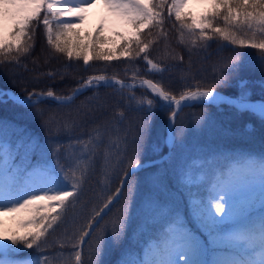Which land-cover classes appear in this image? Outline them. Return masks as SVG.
Instances as JSON below:
<instances>
[{
    "label": "snow or ice",
    "instance_id": "6c2138e0",
    "mask_svg": "<svg viewBox=\"0 0 264 264\" xmlns=\"http://www.w3.org/2000/svg\"><path fill=\"white\" fill-rule=\"evenodd\" d=\"M191 2L171 0L168 6V15L174 16L179 26L181 42L187 36L193 46L199 42L206 48L208 41L218 38L227 42L225 46L257 49L261 52L257 63L264 73V0H196L211 4L199 18L184 11ZM99 3L129 29L128 36L116 33L123 41L118 50L102 46L103 24L91 43H85L74 31L77 23H83L88 10ZM166 4L168 0H0V56L5 58L0 63H19V58L33 49L35 28L42 25L48 46L69 60L82 58L87 66L94 60L108 64L120 57L131 60L143 54L151 69L163 72L165 69L149 59L155 40L142 39V30L151 26L163 31ZM13 52L15 56L11 55ZM244 55L236 53L224 61L211 83L186 84L178 97L152 80L141 81L156 99L136 103L149 117L157 111L167 113V120L150 144L151 119L138 125L134 132L112 130L116 140L109 135V148L119 149L120 143L127 144L129 136L135 148L131 153L124 150L123 162L127 167L123 169L120 187L105 198L71 244L76 264H83L82 246L86 238L90 239L91 233L100 227L106 210L120 200L123 204L119 215L107 231L102 230L96 237L92 253L96 264H105L103 257L113 252H119L114 264H264V152L199 148L192 155L186 142L189 129L182 123L178 125L183 109L197 105L205 111L193 116L195 131L215 124L207 111L209 107L220 112L227 108L236 115L250 114L264 123V97L253 99V87L264 90V79L253 81L242 76L253 67ZM9 56L11 60L7 59ZM114 85L130 92L137 87L99 75L89 77L69 96H58L51 89L33 90L26 95L0 89V105L24 109L14 119L0 118V264H51L46 252L48 236L70 205L80 200L91 169L90 163L84 161L93 159L86 155L77 162V175L71 163H61L63 144L57 136L49 135L51 120L39 124L43 137L19 120L25 113L32 119L43 116L37 105L45 100L70 105L86 88ZM221 89L234 92L226 94ZM130 99L136 98L133 95ZM253 131V126L247 124L243 132L236 134ZM96 139H100L99 135ZM77 143L83 141L78 139ZM102 144L103 141L94 147L100 148ZM146 145L152 153L149 160L143 159ZM103 155L106 158L107 152ZM133 176L140 178L133 180ZM202 189L207 192L204 196ZM178 197H183L187 215L176 206ZM4 217L10 218L14 227H6ZM191 223H195L196 230ZM28 250H36L35 257L27 255Z\"/></svg>",
    "mask_w": 264,
    "mask_h": 264
},
{
    "label": "trees",
    "instance_id": "16d2710c",
    "mask_svg": "<svg viewBox=\"0 0 264 264\" xmlns=\"http://www.w3.org/2000/svg\"><path fill=\"white\" fill-rule=\"evenodd\" d=\"M170 2L171 0H168V4L164 6L163 31L151 26L142 30L144 33L142 39L155 40L149 49V59L165 71L159 72L156 69H151L144 62L143 54L139 58L131 60L120 57L108 64L94 60L85 66L82 58L69 60L65 54L52 51L46 42L44 29L41 25L35 28L33 49L28 54L21 56L19 63L15 61L0 63V89H9L22 95L33 90L46 92L51 89L58 96H68L89 77L105 75L108 78L113 77L134 83L144 79L152 80L163 87L165 91H170L178 97L186 84L190 83L194 86L196 81H199L203 86L211 83L222 63L234 57L236 53L261 55L259 50L250 47L225 46L227 42L218 38L208 41L206 48L201 47L199 42L193 46L188 42L187 36H185L184 42H181L179 26L175 22L174 16L168 15ZM100 25H97L93 31H82L79 27H76L74 31L79 33L85 43H91L95 40ZM104 39L105 35L102 32L101 40ZM122 43L123 41L120 40L117 50ZM11 55L15 56L16 53L13 52ZM180 57L183 59L181 60ZM4 59L3 56H0V60ZM7 59L11 60V56ZM49 73L53 75L50 76ZM134 75L135 79H133ZM242 76L253 81L264 79V73L261 72L260 66L246 69ZM221 91L230 94L234 92V89H221ZM133 95L136 99H130ZM262 97H264V90L259 86H254L253 99ZM148 99L156 98L145 86H137L131 92L121 85L87 88L70 105L45 100L37 105V109L44 113L43 116L39 119H32L25 113L24 118L19 120V123L27 124L41 137L44 136V132L39 127L40 122L51 120L49 135L57 136L63 144L61 163L65 165L71 163L77 175H79V171L75 169V164L82 161L86 155L93 156L91 161H84L90 163L91 169L88 181L83 186L84 191L80 200L74 206L70 205L67 213L58 221L55 231L50 232L48 236L49 244L46 252L51 264H62L63 261H67L68 264H76L71 244L76 242L79 232L85 228L88 218L95 210L102 207L105 198L120 187L119 181L122 178L123 169L127 167L123 162L124 150L131 153L135 145L132 143V137L129 136L127 144L120 143L119 149L109 148V135L113 141L116 140V135L112 130L134 132L138 125L146 119H151L153 131L148 142L150 144L164 126L167 113L157 111L154 116L149 117L147 111L141 110V106L136 103L137 100H143L146 103ZM204 111L202 106L197 105L185 108L180 113L178 125L182 123L189 129L186 142L192 150V155H195L199 148H220L225 151L250 153L264 152V123L255 116L236 115L233 110L227 108L220 112L214 107H209L207 111L213 117L215 124L200 131L193 130V116ZM21 113H24L22 108L0 105V118L14 119ZM247 124L253 126V132L236 134L243 132ZM61 128H68V130L61 131ZM225 130H230V133L226 134ZM106 131L108 135H105ZM98 135L99 140L96 139ZM78 139L88 146L84 147L83 144L77 143ZM101 141L103 144L100 148L94 147ZM143 151L144 160L152 158L148 145ZM105 152H107L106 158L103 155ZM139 178L140 176L132 177L133 180ZM143 190L142 187L141 191ZM206 194V190L202 189L201 195ZM124 195L127 196L126 191ZM122 204L123 200L118 203L114 202L107 210V215H104L100 221V227L91 233L90 239L86 238L82 246L83 264H96V257L92 254L96 237L102 233V230L107 231L111 227V222L119 215ZM176 206L187 215V205L183 197L177 198ZM188 220L191 222L190 216H188ZM191 226L196 230L195 223H191ZM134 230L135 224L129 230L130 237ZM202 237L206 240V237ZM126 243L130 244V242ZM60 245H64V247L61 248ZM26 254L35 257L36 250H28ZM118 257L119 252H113L110 255H105L103 259L105 264H114Z\"/></svg>",
    "mask_w": 264,
    "mask_h": 264
},
{
    "label": "rangeland",
    "instance_id": "374dc122",
    "mask_svg": "<svg viewBox=\"0 0 264 264\" xmlns=\"http://www.w3.org/2000/svg\"><path fill=\"white\" fill-rule=\"evenodd\" d=\"M100 4V10L98 13V19L93 22L90 23L89 22V16L91 13L94 12L95 10V5L93 7H91L88 10V13L86 14V18L83 21V23H77L76 27H79L83 30L86 29H94V27L96 25L103 24L104 28H103V32L105 35V39L103 40V47L107 50V49H117V44L119 43V41L121 40V38L119 36L116 35L117 32L123 33L125 36L129 35V29L121 22L119 21L116 17H114L109 11L108 9L104 6L103 3H99ZM211 6L210 3H198L196 2V0H192L191 3H189L184 11L190 12L192 13L193 16L199 18L202 14H204L205 12H207L208 8ZM8 27H11L10 24H8ZM260 55L258 54H247L244 55V59L248 62H251V64L253 65V67L259 66V64L257 63V58ZM258 207V205H257ZM107 211V210H106ZM5 222H6V227H14V223L13 221L8 218V217H4ZM203 239V238H202Z\"/></svg>",
    "mask_w": 264,
    "mask_h": 264
},
{
    "label": "bare ground",
    "instance_id": "6f19581e",
    "mask_svg": "<svg viewBox=\"0 0 264 264\" xmlns=\"http://www.w3.org/2000/svg\"><path fill=\"white\" fill-rule=\"evenodd\" d=\"M100 7H101L100 4H96L95 5L94 12L91 13L90 16H89V22L90 23H93V22H95L98 19V13H99Z\"/></svg>",
    "mask_w": 264,
    "mask_h": 264
},
{
    "label": "water",
    "instance_id": "95a60500",
    "mask_svg": "<svg viewBox=\"0 0 264 264\" xmlns=\"http://www.w3.org/2000/svg\"><path fill=\"white\" fill-rule=\"evenodd\" d=\"M123 84L125 85V82H123Z\"/></svg>",
    "mask_w": 264,
    "mask_h": 264
}]
</instances>
